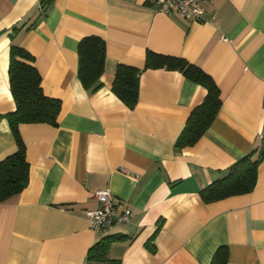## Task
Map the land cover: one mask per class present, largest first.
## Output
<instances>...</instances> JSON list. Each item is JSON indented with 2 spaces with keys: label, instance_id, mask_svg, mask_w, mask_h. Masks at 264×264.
Segmentation results:
<instances>
[{
  "label": "crops",
  "instance_id": "crops-1",
  "mask_svg": "<svg viewBox=\"0 0 264 264\" xmlns=\"http://www.w3.org/2000/svg\"><path fill=\"white\" fill-rule=\"evenodd\" d=\"M0 0V160L16 149L3 114L13 111L11 45L33 58L46 96L60 101L57 124L19 125L28 183L0 202V264H105L88 251L117 235L118 264H264V158L253 189L211 203L199 192L238 159L264 152V0H198V21L156 10L153 0ZM105 41L100 87L84 88L78 44ZM179 57L208 73L220 109L195 143L175 142L206 89L181 71L145 67L148 54ZM118 64L139 68L138 99L111 90ZM108 188L125 223L95 231L86 209ZM122 236V237H121Z\"/></svg>",
  "mask_w": 264,
  "mask_h": 264
},
{
  "label": "trees",
  "instance_id": "trees-1",
  "mask_svg": "<svg viewBox=\"0 0 264 264\" xmlns=\"http://www.w3.org/2000/svg\"><path fill=\"white\" fill-rule=\"evenodd\" d=\"M49 1L43 0L42 8L45 9ZM105 48V41L97 35L83 37L78 44V75L87 90L95 91L101 85L100 76L104 72ZM32 61V56L24 48L11 45L8 77L15 108L3 116L10 125L16 149L0 160V202L20 193L28 183L29 163L26 160V146L20 135L19 125L57 124L60 101L44 94L41 76ZM145 67L179 70L188 79L206 89L203 100L192 108L175 145L181 148L198 141L206 133L220 109V89L214 79L201 68L174 56L150 53L146 58ZM140 71L139 68L125 64H118L115 69L111 90L129 108H133L138 99ZM262 158L264 152L256 160H251L249 154L238 159L231 165L226 176L200 190L201 200L204 203H211L250 192L255 185L257 164ZM118 237L105 236L94 243L88 251V260L118 264L116 260L107 256L109 244ZM227 254V248L220 247L214 254L212 264H226Z\"/></svg>",
  "mask_w": 264,
  "mask_h": 264
},
{
  "label": "built area",
  "instance_id": "built-area-1",
  "mask_svg": "<svg viewBox=\"0 0 264 264\" xmlns=\"http://www.w3.org/2000/svg\"><path fill=\"white\" fill-rule=\"evenodd\" d=\"M157 11L164 14L177 13L179 16L198 21L203 18L204 9L198 0H153ZM92 197L99 203L93 209H86L84 214L91 229L102 231L115 223L128 222L131 214L129 207L117 210V200L108 188L97 189Z\"/></svg>",
  "mask_w": 264,
  "mask_h": 264
}]
</instances>
